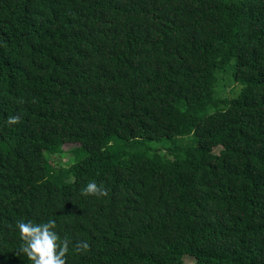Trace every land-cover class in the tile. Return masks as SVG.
<instances>
[{
  "label": "trees",
  "instance_id": "16d2710c",
  "mask_svg": "<svg viewBox=\"0 0 264 264\" xmlns=\"http://www.w3.org/2000/svg\"><path fill=\"white\" fill-rule=\"evenodd\" d=\"M49 219L66 264H264V0H0V264Z\"/></svg>",
  "mask_w": 264,
  "mask_h": 264
},
{
  "label": "clouds",
  "instance_id": "9594fccd",
  "mask_svg": "<svg viewBox=\"0 0 264 264\" xmlns=\"http://www.w3.org/2000/svg\"><path fill=\"white\" fill-rule=\"evenodd\" d=\"M19 121V116H11L8 118L7 123L15 125ZM81 194L85 197L96 196L99 198L108 196L109 191L102 183L98 184L95 181H91L86 187L81 189ZM17 227L20 238L25 242L21 251L28 257L31 264H66L70 241L66 239L60 240L54 230L56 228L55 220L49 219L42 224L18 221ZM89 247L86 241L77 242L76 251H87Z\"/></svg>",
  "mask_w": 264,
  "mask_h": 264
},
{
  "label": "rangeland",
  "instance_id": "374dc122",
  "mask_svg": "<svg viewBox=\"0 0 264 264\" xmlns=\"http://www.w3.org/2000/svg\"><path fill=\"white\" fill-rule=\"evenodd\" d=\"M232 68H233V60L230 61V64L227 65L226 69L230 71V69L232 70ZM224 73H226V72H224ZM224 73H222V76L224 77V80H223V82L221 84L226 83V85H225V88L222 89V92H223V96L228 97V95H231L233 93V90L236 87H237V90H238V88L240 87V84L237 85V84L233 83L231 80H229V78L227 76V75H229V73H227V75H225ZM181 138H182L181 142L191 141L192 140V135L184 136V137H181ZM147 144H149V142ZM174 144H177V138H162V139H159V140H152L150 142V146L154 147V148L157 147V146L174 145ZM76 145H78V144H74V143H65V144H63V146H62V148L64 150L63 155L61 157L53 155L50 158V162L53 165L63 164V162H65L68 159V157L70 156L69 149L73 148ZM184 261L186 263H192L193 259L190 256H185L184 257Z\"/></svg>",
  "mask_w": 264,
  "mask_h": 264
}]
</instances>
